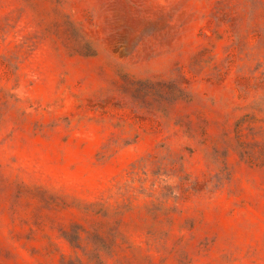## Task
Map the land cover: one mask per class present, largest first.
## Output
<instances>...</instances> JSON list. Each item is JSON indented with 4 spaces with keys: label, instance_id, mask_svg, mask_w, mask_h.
Returning a JSON list of instances; mask_svg holds the SVG:
<instances>
[{
    "label": "rangeland",
    "instance_id": "obj_1",
    "mask_svg": "<svg viewBox=\"0 0 264 264\" xmlns=\"http://www.w3.org/2000/svg\"><path fill=\"white\" fill-rule=\"evenodd\" d=\"M0 264H264V0H0Z\"/></svg>",
    "mask_w": 264,
    "mask_h": 264
}]
</instances>
